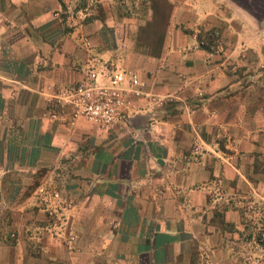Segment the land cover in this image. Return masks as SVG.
<instances>
[{
    "label": "crops",
    "instance_id": "crops-1",
    "mask_svg": "<svg viewBox=\"0 0 264 264\" xmlns=\"http://www.w3.org/2000/svg\"><path fill=\"white\" fill-rule=\"evenodd\" d=\"M87 2L64 31V12ZM243 12L235 0H0V264H246L247 205H264V92L241 86L255 73H235V50L262 47L264 21ZM196 30L218 32L224 55L197 48ZM90 56L136 73L137 104L161 100L153 116L110 129L51 119L48 94L81 81ZM56 205L70 206L65 229Z\"/></svg>",
    "mask_w": 264,
    "mask_h": 264
},
{
    "label": "built area",
    "instance_id": "built-area-1",
    "mask_svg": "<svg viewBox=\"0 0 264 264\" xmlns=\"http://www.w3.org/2000/svg\"><path fill=\"white\" fill-rule=\"evenodd\" d=\"M81 44L90 51L91 45L87 38L80 39ZM145 97L142 83L136 73L110 70L102 61L90 56L85 77L72 87H56L48 94L50 110L48 116L73 125L77 120L84 119L102 129H110L119 122L136 117L142 113L154 114V108L161 100L149 97L147 108L137 104V100ZM45 194L44 190L39 191ZM49 196L58 200V192H49ZM53 226L65 229L68 225L66 211L70 206L53 207ZM251 212L258 210L254 202L247 205ZM72 240L69 238L68 242ZM257 247L264 251V228H259L253 239Z\"/></svg>",
    "mask_w": 264,
    "mask_h": 264
},
{
    "label": "rangeland",
    "instance_id": "rangeland-1",
    "mask_svg": "<svg viewBox=\"0 0 264 264\" xmlns=\"http://www.w3.org/2000/svg\"><path fill=\"white\" fill-rule=\"evenodd\" d=\"M92 3L93 2L91 3L87 2L82 4L80 10L77 12H74L72 8H69L67 10L65 9L66 12H64L63 16L66 17V21L69 20L70 24L64 23V31L70 28L72 20L80 19V21H85V19L87 18V16H85L86 15L85 11L88 10L89 6H91ZM95 4H97V2H95ZM83 6L84 8H82ZM241 12H243V10H241ZM237 30L238 28L235 31L236 39L241 38L243 39V41L250 38L253 39L252 37L253 32L246 30L249 34L239 36V31ZM191 36L196 41L197 48L205 50L210 58L224 55L225 44L221 40V35L218 32L211 31L205 35L200 30H196L191 34ZM256 44H257L256 49L259 47V45L261 44L263 45L254 52H252V49L248 48L247 46L235 50L236 52L235 56H238V59L241 61L235 64V73L240 75L246 71L254 72L255 73L254 77L247 80V83L246 80H244L241 83V86L242 87L251 86V88L253 87L255 89L254 94L259 95V93L264 92V37L261 36L256 38ZM254 61H256V64L254 63ZM252 215L253 217H255L256 222L252 225V235L249 241L250 254L245 257V263L264 264V251L262 250V248L257 247L255 241L253 240L257 233V230L259 228H264V205H260L258 207V210L255 211L254 214Z\"/></svg>",
    "mask_w": 264,
    "mask_h": 264
},
{
    "label": "trees",
    "instance_id": "trees-1",
    "mask_svg": "<svg viewBox=\"0 0 264 264\" xmlns=\"http://www.w3.org/2000/svg\"><path fill=\"white\" fill-rule=\"evenodd\" d=\"M235 6L247 11L257 22L264 21V0H235Z\"/></svg>",
    "mask_w": 264,
    "mask_h": 264
}]
</instances>
